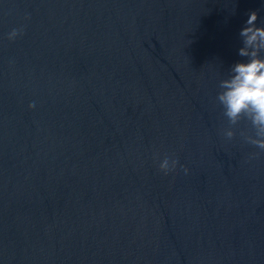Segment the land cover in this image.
Segmentation results:
<instances>
[{"label": "water", "instance_id": "obj_1", "mask_svg": "<svg viewBox=\"0 0 264 264\" xmlns=\"http://www.w3.org/2000/svg\"><path fill=\"white\" fill-rule=\"evenodd\" d=\"M252 11L0 0V264H264V152L216 100Z\"/></svg>", "mask_w": 264, "mask_h": 264}, {"label": "clouds", "instance_id": "obj_2", "mask_svg": "<svg viewBox=\"0 0 264 264\" xmlns=\"http://www.w3.org/2000/svg\"><path fill=\"white\" fill-rule=\"evenodd\" d=\"M257 20L258 13L252 11L239 33L242 47L238 54L244 59L231 67L227 78L219 81L220 90L216 97L228 121L229 126L222 130L227 140L235 137V129L241 121L251 125L250 132H240L246 143L259 150L249 158H256L264 152V25L258 26ZM22 32L23 28H14L8 33V39L15 40ZM29 107H34V104ZM177 164V159L165 156L159 163V169L167 175L175 170Z\"/></svg>", "mask_w": 264, "mask_h": 264}]
</instances>
